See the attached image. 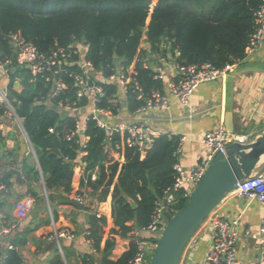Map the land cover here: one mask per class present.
I'll list each match as a JSON object with an SVG mask.
<instances>
[{
  "label": "trees",
  "instance_id": "1",
  "mask_svg": "<svg viewBox=\"0 0 264 264\" xmlns=\"http://www.w3.org/2000/svg\"><path fill=\"white\" fill-rule=\"evenodd\" d=\"M152 3L153 0H0V63L13 55L8 40L11 33L21 34L46 53L82 44L86 49L84 60L90 61L104 79L117 72V60L127 71L135 65L133 77L143 96L138 98L134 83L128 85L126 93L128 107L135 111L146 105L153 92L164 90V80L156 78V72L141 57L136 60L145 29L151 50L159 51L162 41H166L172 52H179L177 60L181 65L210 62L222 68L248 57L250 35L256 28L254 14L262 0H158L153 9ZM9 68L15 70L10 72ZM9 68L8 99L35 150L47 191L62 189L70 194L73 168L82 150L87 175L81 185L90 187L100 202L111 193L115 225L111 233L131 237L128 250L117 260L108 258L114 242L107 240L103 264H129L137 254L138 241L146 238L138 230L151 222L155 202L175 183L174 165L179 162V154L175 152L181 144L180 136L160 134L153 146L142 152L128 144L123 146L128 134L122 136L120 131H114L110 135L91 117L84 132L88 140L82 147L83 135L67 139L76 127L75 116L58 106L60 100H68L77 102V107L89 108L88 98L78 100V88L69 76L80 71L79 65L67 66L64 73L67 87L57 95L52 82L44 76H34L15 64ZM92 79L99 81L95 75ZM17 81L23 86L21 91L15 88ZM101 84L107 95L99 107L116 115L120 86L113 81ZM122 157L124 163L120 162ZM22 167L27 179H33L38 172L27 159ZM95 170L97 177L92 179ZM185 193L184 187L175 191L177 201L167 219L186 204L189 196ZM31 195H36L33 189ZM88 223L93 247L99 248L107 218L92 214ZM91 260L87 254L83 264H91ZM22 263L15 248L8 250L0 261V264ZM49 264L66 263L57 252Z\"/></svg>",
  "mask_w": 264,
  "mask_h": 264
},
{
  "label": "crops",
  "instance_id": "2",
  "mask_svg": "<svg viewBox=\"0 0 264 264\" xmlns=\"http://www.w3.org/2000/svg\"><path fill=\"white\" fill-rule=\"evenodd\" d=\"M157 2L158 0H153L152 9ZM146 30L136 60L141 57L145 65L154 71L161 68L164 74L163 92L170 94V84L178 74L179 52H172L166 41H162L159 51L153 52L147 41ZM85 50L84 47L83 51ZM134 66L133 64L130 68V73L134 72ZM94 75L99 80L104 79L96 70ZM0 76V85L7 88L9 75L3 72ZM15 88L21 91L23 86L17 81ZM119 99V111L109 117L110 125L115 128L137 125L149 128L158 135L165 133L180 136L179 163L185 171H189L209 153V147L204 142L205 135L220 125H224L232 136H247L249 140L264 131V36L257 49L249 53L245 60L236 63L219 79L201 84L193 93L188 106H183L178 99L170 96L169 110L139 108L131 111L123 88H120ZM90 109V106L86 108L83 117ZM16 122L17 118L11 116L5 103L0 101V142L3 145L0 149V184L5 186V189H0V261L6 257L8 250L15 248L22 257V264H49L57 252L61 254L59 246L50 238L55 228H67L76 233L74 239L62 241L61 255L66 264H83V257L87 254L92 257L91 264H103L109 239L114 245L108 258H120L128 250L131 237L111 233L115 227L111 193L105 201L100 202L97 194L89 187L85 210L61 202L66 195L85 187L81 185V181L87 175L86 164H83L80 157L75 163L70 194L62 189L47 191L35 150L30 142L31 150L23 132L17 129ZM26 159L38 170L33 179H27L23 173L22 164ZM124 161L122 157L120 162ZM14 170L21 172V178H18ZM97 173V170L92 172V179L97 177ZM31 189L36 192L33 195L36 198L35 204L26 215L21 216L16 204L22 197L31 194ZM36 189H41L42 194ZM216 211L228 219H239L241 228L237 257L241 264H256L260 257L257 238L261 235L264 221V204L249 201L232 192L220 202ZM92 214L107 218L99 248H93L89 244L86 234ZM252 238H256V243ZM211 246V226L205 221L187 244L179 264H204Z\"/></svg>",
  "mask_w": 264,
  "mask_h": 264
},
{
  "label": "built area",
  "instance_id": "3",
  "mask_svg": "<svg viewBox=\"0 0 264 264\" xmlns=\"http://www.w3.org/2000/svg\"><path fill=\"white\" fill-rule=\"evenodd\" d=\"M254 15L256 19V28L250 35V43L247 49L248 54L257 49L264 36V0H262L260 7ZM8 40L10 43H13L14 54L6 62L0 63V72L8 74V68L13 64L20 68L28 69L32 75H42L47 81H51L55 95L67 87L64 79V73H67L68 71L67 66L74 64L79 65L80 71L72 72L69 76L74 79V84L78 88V100L86 97L92 107L88 114L83 117L82 114L85 113L86 106L77 107V102H70L68 100H60L58 102V106L61 110L75 116L76 127L68 134V140H71L73 136L77 134L83 135L81 145L82 147H85L88 137L84 136V132L87 128L88 120L92 117L96 119L98 125L105 129L110 135L114 131H120L122 136L128 134L126 140L123 139V146L128 144L131 147H136L142 152L153 146L155 138L159 136L157 132L137 125H132L127 128H115L110 125L109 122V117L113 115V113L108 109H102L99 107L107 95L106 90L101 84L102 81L116 82L126 93L128 85L134 83L135 89L139 91L138 98H142L143 94L141 89L133 77L135 71L132 73L128 72L119 61L116 73L112 74L107 79L95 81L92 79V76L95 73L93 64L83 58V45V48H80L79 44H74L68 48H58L50 53H46L40 51L32 42L27 41L19 33L9 34ZM75 56L80 57V59L77 60ZM235 64L236 63L227 64L222 68H217L210 62H205L201 65H181L178 63L177 78L170 84V94H165L163 91L153 92L152 97L148 99L146 105L139 110H169L170 96L178 99L183 106H188L193 93L201 84L219 79L229 72ZM155 72L156 78L164 79V74L161 68L156 69ZM0 101L5 103L10 115H15L21 125L23 133H25L28 138L21 119L17 116L8 99L7 88H2L1 85ZM50 131L53 132L54 129L51 128ZM234 140L248 141L249 139L247 136H232L224 125H220L205 135L204 142L209 147V153L200 163L195 165L189 171H185L179 162L174 165V169L177 173L175 183L172 188L166 189L163 196L155 202V208L151 214V222L145 228L138 231L145 235L146 238L138 241L137 254L129 264H150L157 242L152 241L151 238L158 240L167 224V214L174 211V204L177 201L175 191L187 187L188 189H186L185 194L186 196H189L190 192L202 179L215 153L218 151L225 152L227 144ZM180 151L181 144L175 154H179ZM83 156L84 152L81 150L79 157L82 159ZM83 164H85L84 161ZM0 189H5V186L0 184ZM234 192L249 201H258L264 204V173L252 176L246 179L243 183H238L237 189ZM89 194L90 188L85 186L81 190L68 195V197L85 204V199ZM34 204L35 197L28 194L17 202L16 208L19 214L24 216ZM206 221L209 222L211 226L212 246L206 255L204 264H241L237 257V242L241 228L239 219H228L214 209ZM248 231H251V227L248 228ZM86 234L88 236L89 244L93 247L94 241L92 237H90V231L88 229L86 230ZM75 237L76 233L67 228H55L50 236V238H52L59 246L61 254L62 241L72 240ZM257 239L259 242L260 257L256 264H264V221L261 226V235L258 236Z\"/></svg>",
  "mask_w": 264,
  "mask_h": 264
},
{
  "label": "water",
  "instance_id": "4",
  "mask_svg": "<svg viewBox=\"0 0 264 264\" xmlns=\"http://www.w3.org/2000/svg\"><path fill=\"white\" fill-rule=\"evenodd\" d=\"M10 45L13 48V43ZM9 69L10 72L15 70ZM14 173L21 178L20 171L14 170ZM263 173L264 131L253 140L231 141L225 152H216L202 179L190 192L186 204L167 221L156 242L150 264H179L187 244L220 202L237 189L238 183ZM36 191L40 195L43 192L41 189ZM61 202L80 210L86 209L85 204L67 195ZM132 205L136 207L133 201ZM252 239L256 243V238Z\"/></svg>",
  "mask_w": 264,
  "mask_h": 264
},
{
  "label": "rangeland",
  "instance_id": "5",
  "mask_svg": "<svg viewBox=\"0 0 264 264\" xmlns=\"http://www.w3.org/2000/svg\"><path fill=\"white\" fill-rule=\"evenodd\" d=\"M79 46H80V48H83L82 47V44H79ZM13 54H14V52H13ZM117 65L119 66V63L117 62ZM132 67V66H131ZM128 71L130 72V69H128ZM1 73H3V72H0V75H1ZM5 75V74H4ZM1 77V76H0ZM11 116H15V115H11ZM14 118V117H13ZM16 124H17V129L20 131H22V128H21V125H20V123H19V121L18 122H16ZM23 132V131H22ZM24 134V136H25V138H26V140H27V142H29V140H28V138L26 137V135H25V133H23ZM29 145H30V142L28 143ZM30 148H31V150H32V147H31V145H30ZM35 200H36V198H35ZM169 220V219H168Z\"/></svg>",
  "mask_w": 264,
  "mask_h": 264
},
{
  "label": "bare ground",
  "instance_id": "6",
  "mask_svg": "<svg viewBox=\"0 0 264 264\" xmlns=\"http://www.w3.org/2000/svg\"><path fill=\"white\" fill-rule=\"evenodd\" d=\"M200 163V162H199Z\"/></svg>",
  "mask_w": 264,
  "mask_h": 264
}]
</instances>
